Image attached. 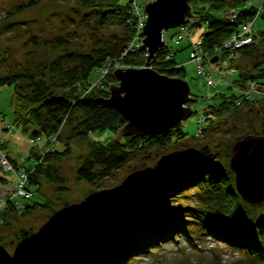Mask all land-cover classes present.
Masks as SVG:
<instances>
[{
	"label": "trees",
	"instance_id": "trees-1",
	"mask_svg": "<svg viewBox=\"0 0 264 264\" xmlns=\"http://www.w3.org/2000/svg\"><path fill=\"white\" fill-rule=\"evenodd\" d=\"M80 1L83 7L95 11L100 23L105 21L103 19L115 18L121 33L88 52H65L50 64L37 68L38 71L24 69L0 74V86H12L14 97L18 96L14 103L12 124L20 127L21 133L27 138H45L46 145H51L47 150L33 145L30 153L24 157L27 189L31 195L28 199L22 198L21 208L15 200H7L0 213V225L45 204V201H40L41 196L34 199L39 187L38 177L54 183L61 182L60 176L53 173L50 159L60 152L53 145L61 140L60 131L64 123L70 124L75 120L74 134L89 137L92 133L103 130L116 134L127 122L122 112L107 102L110 96L109 85L117 81L113 75L114 70L105 76L100 85L87 88L102 65L117 59L134 34L133 25L127 23L131 0ZM262 1L264 6V0H188L194 15L192 24L196 26V30L200 22L206 25L202 32V50L210 61L213 58H216L215 62L225 58L224 43L241 25L251 20L256 23L258 17L264 21V14H258L257 11ZM34 3L30 0L17 6L15 12H22ZM254 25L250 32V42L236 50L241 56L246 57L258 51V38L264 40V29L256 33ZM170 51L166 43L156 53L150 66L167 76L183 78L184 66L175 60L178 50H172L173 55L167 57ZM146 56V52L140 49L121 61L126 67H141ZM195 65L197 72V64ZM233 65L235 71L238 70L235 60L232 61L231 66ZM231 66L226 67L228 69ZM198 75L207 86L215 87L207 84L203 75ZM231 83L229 81L222 84L228 85L235 92L229 96L221 94L223 100L220 103H212L206 107L201 114L204 121L210 119L208 115L225 116L231 107L249 103L251 99L248 98L249 93L246 94L249 84H254V90L257 89L264 96V89L258 86L264 85V60L261 63L252 62L247 71H238V77ZM243 84L247 88L244 89ZM261 112L264 116V110ZM205 128H202V132ZM181 129L180 125L179 129H171L166 135H123V141L111 139L101 143L92 140L88 154L76 171L77 177L94 183L124 166L138 148L162 146L171 137L184 135ZM259 133L262 134L250 132L264 135V129ZM245 135L242 134L236 140ZM231 150L230 153L233 154V149ZM60 153L65 155L68 148ZM229 167L221 165L214 153L207 146H202L184 162L163 170L144 192L131 198L120 208L97 217L96 220L82 223L73 232H67L66 237L41 249L33 242L31 247L35 248H32V252L16 264H127L141 253L176 241L179 236L193 240L194 230L243 254L236 260L217 264H264V205L262 215L251 211L250 203L234 191L236 184ZM4 183L6 180L0 177V184ZM193 188L201 199L197 207L185 206L176 210L164 207L165 202L174 198H187V191ZM19 231L21 235L26 233L21 229Z\"/></svg>",
	"mask_w": 264,
	"mask_h": 264
},
{
	"label": "rangeland",
	"instance_id": "rangeland-1",
	"mask_svg": "<svg viewBox=\"0 0 264 264\" xmlns=\"http://www.w3.org/2000/svg\"><path fill=\"white\" fill-rule=\"evenodd\" d=\"M29 1L0 0V74L24 69L38 71L37 68L50 64L65 52H88L121 33L115 18L103 19V23L98 22L95 11L83 7L80 0H32L34 5L22 12H15L17 6ZM137 2L143 9L147 0ZM254 26L256 33L263 30V19L258 17ZM205 28V23L200 22L196 35ZM176 29L177 27H172L164 30V39L170 50H178L175 60L184 66L185 74L182 79L188 83L190 94L196 99L187 102L191 115L180 124L181 131L186 135H175L162 146L138 148L124 166L109 176L90 183L77 177V169L88 154L92 140L105 143L114 138L115 134L103 130L96 131L89 137L77 136L74 134L76 121L64 123L60 131L62 138L53 148L60 152L68 148V153L64 155L59 152L50 159L53 173L58 174L62 180L54 183L38 177L39 187L34 199L41 196L40 201H45V204L0 225V264L22 262L26 255L32 252V248H35L31 247L33 242L41 249L66 237L82 223L96 220L97 217H103L120 208L131 198L144 192L163 170L184 162L192 152L202 146H207L219 163L228 167L232 156L230 151L236 138L244 133L250 134L251 131L262 134L259 132L264 129V116L261 115L264 110V96H261L257 89L254 90V84H249V89L243 84L244 89L249 90L246 92L251 99L249 103L231 107L225 116L208 115L210 119L200 122L198 120L206 107L223 100L221 94L229 96L235 92L234 89L228 88V85L221 83L225 76L232 84L231 81L238 77V71H247L252 62L261 63L264 60V40L258 38L259 49L252 53V56L244 57L236 51L235 64L239 67L233 73L229 69L226 70L227 65L223 57L214 63L205 57L204 67L210 70L213 79L219 82L217 86L210 87L197 74L196 65L189 58L188 39L176 44ZM258 86L264 89V85ZM17 98L18 96L14 97L12 86H0V128H4L3 123L12 124ZM204 127L206 128L202 132ZM1 134L8 136L4 146L10 155L22 158V152L27 150L30 153L32 145L29 142L27 144L28 139L25 140L20 127L15 126L13 135L0 129ZM116 140L124 139L120 135ZM45 142L43 138L36 146L47 150L51 145H46ZM231 172L235 180V174L232 170ZM234 191L240 195L236 185ZM187 194V198H174L165 202L164 207L172 210L185 206L197 207L201 199L196 194V189L188 190ZM248 203L252 212L262 215L264 200ZM20 229L26 233L21 235ZM198 233L194 230V239L191 241L187 237L179 236L176 241L156 246L132 258L127 264H217L236 260L243 255L239 250Z\"/></svg>",
	"mask_w": 264,
	"mask_h": 264
},
{
	"label": "water",
	"instance_id": "water-1",
	"mask_svg": "<svg viewBox=\"0 0 264 264\" xmlns=\"http://www.w3.org/2000/svg\"><path fill=\"white\" fill-rule=\"evenodd\" d=\"M143 10L146 19L141 40L147 53L144 66L116 68L113 75L117 81L109 85L107 102L122 112L127 120L112 140L130 134L166 135L171 129H179L181 122L191 115V108L186 103L196 100L190 96L189 85L184 79L167 76L150 67L156 53L165 47L164 30L186 25L194 18L188 0H151ZM215 61L216 58L211 60ZM245 146L263 148L264 135L247 134L237 139L232 146L229 164L241 197L247 202H261L264 196L254 195L259 198H253L243 186L238 156ZM9 194L8 188L0 186V198Z\"/></svg>",
	"mask_w": 264,
	"mask_h": 264
},
{
	"label": "built area",
	"instance_id": "built-area-1",
	"mask_svg": "<svg viewBox=\"0 0 264 264\" xmlns=\"http://www.w3.org/2000/svg\"><path fill=\"white\" fill-rule=\"evenodd\" d=\"M151 0H147L149 2ZM258 14H264L263 1L257 7ZM235 15H232L234 17ZM146 19V13L141 9V4H138L137 0H131L130 3V15L127 18V23L132 24L135 31L133 36L127 42L125 47L121 50L117 59L106 62L99 71L96 72L95 77L90 80L89 88L96 87L100 85L104 80L105 76L116 68H124L126 65L121 61L123 58L127 57L130 53L143 49V30L142 26ZM191 19L188 24L180 25L177 27L174 34L175 42L178 43L182 39H188L190 41V58L197 64V73L203 75L206 79L207 84L211 86H216L218 81L213 79L212 72L204 67L203 60L208 55L202 50V32L196 35V26L192 24ZM255 21L251 20L249 23L241 25L240 29L234 32L224 43L225 48V58L224 61L226 65L231 66L232 61L235 60V51L242 47L244 44L250 42V32L253 30V25ZM165 40V39H164ZM166 46V42H165ZM147 55V54H146ZM173 55L172 50L168 52L167 57ZM151 67V66H150ZM230 72H234L235 68L231 66L228 68ZM227 70V67H226ZM228 78L225 76L221 83L227 84ZM204 120L203 117L199 121ZM3 129L9 133L15 132V126L13 124L3 123ZM40 138H28V142L33 146L40 142ZM23 159L20 158L17 161H12L7 151L4 148V140L0 139V177L6 180V183L0 184L2 187H6L10 190V194L7 197L0 198V213L5 208L7 200L13 199L21 208L22 198L28 199L31 192L27 189V173L23 167Z\"/></svg>",
	"mask_w": 264,
	"mask_h": 264
},
{
	"label": "bare ground",
	"instance_id": "bare-ground-1",
	"mask_svg": "<svg viewBox=\"0 0 264 264\" xmlns=\"http://www.w3.org/2000/svg\"><path fill=\"white\" fill-rule=\"evenodd\" d=\"M238 163L241 165L242 181L246 192L257 199L259 197L254 195L264 196V147L255 149L245 146L238 156Z\"/></svg>",
	"mask_w": 264,
	"mask_h": 264
},
{
	"label": "crops",
	"instance_id": "crops-1",
	"mask_svg": "<svg viewBox=\"0 0 264 264\" xmlns=\"http://www.w3.org/2000/svg\"><path fill=\"white\" fill-rule=\"evenodd\" d=\"M0 129H2L3 131L5 130V129H3V128H0ZM15 133V132H14ZM14 133H12V135L14 134ZM17 137H20L19 135H17V134H15ZM23 135V134H22ZM23 137L25 138V140H26V136L25 135H23ZM7 138H8V136L7 135H5V134H1L0 135V139H3L4 141L5 140H7ZM28 139V138H27ZM27 144H28V140H27ZM29 146H31L30 144H29ZM39 147V146H38ZM4 148H5V146H4ZM24 152L26 153V154H24ZM24 152H22L21 154V157L22 158H24V157H26L28 154V152L29 151H24ZM7 153H8V155L10 156V158L12 159V160H14V161H17V160H19L20 159V157L19 156H16V157H14V156H12V155H10V153L7 151Z\"/></svg>",
	"mask_w": 264,
	"mask_h": 264
}]
</instances>
